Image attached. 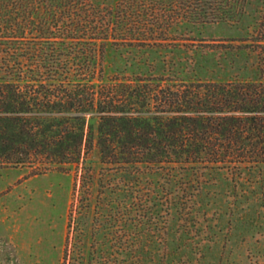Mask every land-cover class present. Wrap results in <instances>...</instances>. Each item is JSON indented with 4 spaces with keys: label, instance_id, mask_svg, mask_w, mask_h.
Masks as SVG:
<instances>
[{
    "label": "trees",
    "instance_id": "16d2710c",
    "mask_svg": "<svg viewBox=\"0 0 264 264\" xmlns=\"http://www.w3.org/2000/svg\"><path fill=\"white\" fill-rule=\"evenodd\" d=\"M250 2L0 0V164L80 165L97 146L104 191L180 219L217 176L251 182L264 166L263 20L254 79L105 71L110 48L164 46L184 23H236Z\"/></svg>",
    "mask_w": 264,
    "mask_h": 264
},
{
    "label": "rangeland",
    "instance_id": "374dc122",
    "mask_svg": "<svg viewBox=\"0 0 264 264\" xmlns=\"http://www.w3.org/2000/svg\"><path fill=\"white\" fill-rule=\"evenodd\" d=\"M262 6L251 0L236 23L181 24L161 47L110 48L106 74L254 79ZM108 173L97 146L80 165L0 164V264H264V166L251 182L217 176L181 219L104 191Z\"/></svg>",
    "mask_w": 264,
    "mask_h": 264
}]
</instances>
